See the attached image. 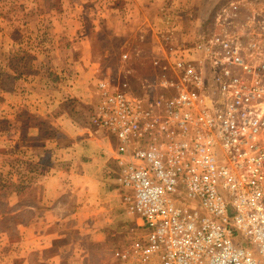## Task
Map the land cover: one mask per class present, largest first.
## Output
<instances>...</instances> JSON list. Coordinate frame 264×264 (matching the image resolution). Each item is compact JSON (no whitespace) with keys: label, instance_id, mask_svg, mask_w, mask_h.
Returning <instances> with one entry per match:
<instances>
[{"label":"rangeland","instance_id":"obj_1","mask_svg":"<svg viewBox=\"0 0 264 264\" xmlns=\"http://www.w3.org/2000/svg\"><path fill=\"white\" fill-rule=\"evenodd\" d=\"M126 1L0 0V264H122L115 251L144 235L113 181L114 145L91 123L94 85L126 81L132 94L152 98L160 71L153 57L194 42L232 0H200L199 16V0H139L138 21L155 1L162 11L181 10L164 17L183 26L166 32H175L173 39L157 34L160 43L150 27L141 28L138 46L133 29L116 30L126 20L116 8ZM80 37L84 46L76 44ZM64 67L87 76L76 92L53 97ZM61 78L63 87L70 84ZM88 156L95 163L83 176ZM77 183L94 190L80 191ZM78 198L86 205L78 207Z\"/></svg>","mask_w":264,"mask_h":264},{"label":"built area","instance_id":"obj_2","mask_svg":"<svg viewBox=\"0 0 264 264\" xmlns=\"http://www.w3.org/2000/svg\"><path fill=\"white\" fill-rule=\"evenodd\" d=\"M152 62V98L94 85L91 123L115 140L116 182L144 231L115 258L264 264V0L229 1Z\"/></svg>","mask_w":264,"mask_h":264},{"label":"crops","instance_id":"obj_3","mask_svg":"<svg viewBox=\"0 0 264 264\" xmlns=\"http://www.w3.org/2000/svg\"><path fill=\"white\" fill-rule=\"evenodd\" d=\"M193 1L198 2V0H193ZM138 3H139V0H130V2L126 1L125 3L121 4L119 7L116 8V12L119 13V14L121 13V15L124 16V18L126 19V20H123V18L120 19L121 21H120L119 24L123 25V27L120 26V25L118 27H116V30L118 31V34H123L124 31L133 29L134 33H136V35H137V39H134L131 44H134V45L138 46V44L140 43L138 41V39H140V35H138V33L141 31V28H149L150 27L152 32H153V34L155 35V37L158 38L159 43H160L161 40L159 39L160 37L157 34H161V32L162 33H166L167 31H171V30H180L182 28V26H183V22L182 21H180V20H178V21L177 20L167 21V18H165L166 16L164 17V15H171V16H169L171 19L176 17L175 15L177 14V12H179L181 10H178V11L175 10L174 9L175 6L172 5L169 8L165 9V11H162L160 5H157L155 3V1L149 2L148 3L149 4L148 5L149 6L148 7V10H149L148 14L149 15L145 16L143 18L142 22H141L140 20L138 21V18H136V16H135V15H138V13H139ZM197 5H198L197 6L198 9L195 10L196 12H194V14L196 13V15L199 16V14L201 13L200 0L197 3ZM127 12L130 13L129 17L124 15V13L127 14ZM184 23H187V20H185ZM164 28H166V29H164ZM174 33L173 34H168V35L166 33L165 36H166V38L168 36L170 39H173L172 36L174 35ZM177 35H179V34H177ZM177 35L175 34V36H177ZM80 39H81V42L77 41L76 44L79 43V45H81V46L83 45L84 46L86 44V40L82 41L84 38H81V37H80ZM75 62H73L74 65H75ZM74 67H76V66H74ZM64 68L65 69L63 70V73H60V71L57 73L60 77H56V80L58 78V81H56V83H54L56 85L53 86L55 91H53V93L50 94L53 97L56 96L57 98H60V96H62L63 92H66V94L70 93L71 91L76 92V90H78V89H75V88L76 87H81L82 88L83 84L81 82H84V80H85V79H83V81H81L82 74L87 76V73H70L71 69L67 70L66 69L67 67H64ZM65 70H66V72H64ZM67 71H68V73H67ZM61 76H67V79H70V80H68L70 84H68L67 86L63 87V83H65L66 80L62 79ZM35 77L37 78V76H35ZM59 81H61V82H59ZM46 86L48 87V85H46ZM48 90L51 91L49 87H48ZM9 91H12V90L10 89ZM80 91H81V89H80ZM42 100L44 101V99H42ZM53 101L56 102L57 100L53 99ZM95 131L100 133L104 137V139H107L108 141H110V139H111L110 143H111V145H114V148H115V144L116 143H114L115 140L112 137H106V135L103 134L102 131L99 130V129H95ZM105 145H106V143H104V147L108 149V147H106ZM76 152H77V150H75L73 152V154H76ZM114 156H115V154H114V151H113V157ZM86 158H87V160L84 161L82 166H83V168L87 167L88 169L84 170L83 176H85L84 173H91L92 164L95 163L94 160L91 161V157L90 156H88ZM104 160H105L104 162L106 164L108 159L104 158ZM99 168H101V166ZM73 171H75V173H72V174H77L78 172H79V174H82L80 171H76V170H71L70 172H73ZM97 171L98 170H95V172H97ZM90 175H92V174H90ZM113 181L117 185L116 178ZM77 184L79 186L77 185L76 189H80V191H85L86 192V191H93L94 190L89 183H85L84 185H81V183H77ZM118 189H119V187H118ZM119 192H120V190H119ZM76 194L78 195V193H76ZM120 196H121V194H120ZM121 199H122V196H121ZM78 203H79L78 207L86 205L79 198H78ZM80 210H79V212H77V213L75 212V213L78 214L79 219L82 220L83 211L84 210L83 209H80Z\"/></svg>","mask_w":264,"mask_h":264}]
</instances>
